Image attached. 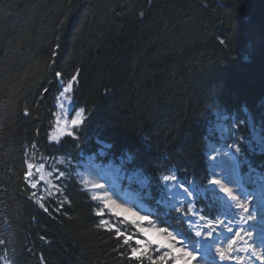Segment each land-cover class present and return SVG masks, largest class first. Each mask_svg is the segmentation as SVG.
Masks as SVG:
<instances>
[{"label": "trees", "instance_id": "1", "mask_svg": "<svg viewBox=\"0 0 264 264\" xmlns=\"http://www.w3.org/2000/svg\"><path fill=\"white\" fill-rule=\"evenodd\" d=\"M57 43L55 70L65 80L81 70L72 99L89 116L79 142L49 140L60 89L49 84L48 62ZM43 87L49 92L41 98ZM218 112L235 126L222 121L223 139H211L251 141L255 151L241 144V174L249 166L264 172L253 139V128L264 136V0H0V264H128L113 250L118 242L96 228L95 202L76 172L83 176L92 163L115 170L131 152L128 168L155 183L174 171L203 185L206 137ZM97 139L112 145L104 157L95 155ZM25 146L36 164L68 170L61 160L72 161V178L61 181L71 206L45 196L46 212L28 198ZM117 185L130 190L127 181Z\"/></svg>", "mask_w": 264, "mask_h": 264}, {"label": "snow or ice", "instance_id": "2", "mask_svg": "<svg viewBox=\"0 0 264 264\" xmlns=\"http://www.w3.org/2000/svg\"><path fill=\"white\" fill-rule=\"evenodd\" d=\"M207 6L205 3L204 7ZM219 42L225 43L223 39ZM59 47L58 43L54 46L48 62L54 78L49 84L59 85L56 107L64 111L65 103H68L69 118L53 113L58 135L50 134L49 140L59 143L61 137L66 136L79 142L89 113L84 107L72 108L70 97L78 87L81 70L77 69L67 80L62 72L55 70ZM48 92L49 88L43 87L41 98ZM8 103L4 102L5 109ZM23 115H30L27 107L23 109ZM216 119L217 123L210 125L206 137L209 178L203 185L186 181L174 171L161 175L159 183H155L143 169L128 168L134 160L131 152L122 154L120 166L115 169L117 180L127 181L128 188L139 193L153 210L142 211L135 203L129 206L127 202H118L121 197L115 185L106 187L107 180L100 183L95 177L88 179L76 172L79 189L95 202L93 214L99 218L95 222L96 228L108 232L118 242L113 250L128 264H264V172L249 166L248 172L241 174V165L245 162L241 159L244 155L241 144H246L252 151L255 149L251 141L243 138L239 143L234 141L231 145L217 147L211 137L216 134V139H221L225 127L221 122L232 120L235 126V118L218 112ZM253 133V139L264 152V136L257 138L255 128ZM96 143L99 147L95 155L99 157L106 156L112 148L101 139ZM27 148L25 146L26 170L22 179L24 191L32 190L28 198L35 199L46 212L45 196L57 201L61 207L64 204L71 206L72 201L61 181L72 178V161L61 160L68 170L53 169L43 162H31ZM31 148H36L34 142ZM34 171L38 174L35 178ZM38 185L43 188L39 195ZM154 187L156 195L152 192ZM199 201H203V205L197 208ZM204 206L209 209L207 215ZM183 225L188 227L185 229ZM193 232L196 239L192 238ZM149 233H156L157 238H149ZM4 243L0 239V244Z\"/></svg>", "mask_w": 264, "mask_h": 264}, {"label": "rangeland", "instance_id": "3", "mask_svg": "<svg viewBox=\"0 0 264 264\" xmlns=\"http://www.w3.org/2000/svg\"><path fill=\"white\" fill-rule=\"evenodd\" d=\"M61 99H63V98H61ZM70 103H71V107L74 108V103H73L72 95L70 97ZM56 105H57V100H56ZM68 107H69V104L68 103H65L64 111H62L60 108L57 107V113H60L62 116H64L65 119H68L69 118V114L67 113ZM78 109L79 108H77V110ZM50 134L51 135H58V132H57L56 127L54 128V130ZM225 134H226V129L224 128V132L222 134L221 140L223 139V137H224ZM217 147H219V146H217ZM100 169L101 168L97 164H93L92 163V164H90V165H88L86 167V169L83 172V176L85 178H88V179H92L93 177H95L96 179L99 180L100 183H104L105 180H107L108 183L105 185L106 187H108L109 185H115L116 189L118 190V194L121 197V200L118 201V202H122V201L123 202H127L129 206H131V204L135 203V204H137L138 206L141 207L142 211H147V209L145 207L139 205L137 202H135L133 200L134 199V196H136V195H130V194H128V192H126L125 190H121L118 187L115 170H110L109 168H107V169L106 168H102L103 171H101ZM101 176H103L102 179L100 178ZM131 194H133V193H131Z\"/></svg>", "mask_w": 264, "mask_h": 264}, {"label": "bare ground", "instance_id": "4", "mask_svg": "<svg viewBox=\"0 0 264 264\" xmlns=\"http://www.w3.org/2000/svg\"><path fill=\"white\" fill-rule=\"evenodd\" d=\"M149 238L151 239H156L157 238V234L156 233H149Z\"/></svg>", "mask_w": 264, "mask_h": 264}]
</instances>
